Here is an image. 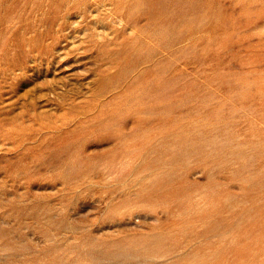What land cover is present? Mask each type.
Instances as JSON below:
<instances>
[{"label":"rangeland","instance_id":"1","mask_svg":"<svg viewBox=\"0 0 264 264\" xmlns=\"http://www.w3.org/2000/svg\"><path fill=\"white\" fill-rule=\"evenodd\" d=\"M0 264H264V0H0Z\"/></svg>","mask_w":264,"mask_h":264}]
</instances>
